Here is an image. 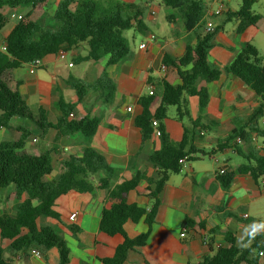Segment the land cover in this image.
<instances>
[{
    "label": "crops",
    "instance_id": "0c3cea01",
    "mask_svg": "<svg viewBox=\"0 0 264 264\" xmlns=\"http://www.w3.org/2000/svg\"><path fill=\"white\" fill-rule=\"evenodd\" d=\"M57 1L52 3L54 6L52 4V7L50 6L52 8L50 18ZM120 1L141 5L136 3L138 0ZM144 2L145 5L149 3L147 14L144 13L143 17L147 30L144 34H139V38L135 35L138 33L132 31L129 45L131 55L118 64L105 68V58L95 62L77 63L76 58L86 53L85 47L80 46L64 52L62 58L59 54H55L41 60V66L38 69H48L50 66L53 71L50 78H40L35 75L36 71L30 74L28 68L26 75H22L18 69L24 65L13 71V81L9 83V87L12 90H18L33 112L42 108L50 123H56L60 115L56 107L58 97H62L67 103L75 104L73 118L89 116L100 121L97 132L90 141L79 135L55 141L54 131L49 130L42 134L30 122L21 119H14L9 128L0 129V143L18 140L20 133L17 129L20 127L30 132L26 140L28 149L37 153H50L53 172L48 176V181L59 174L61 164L66 157H78L85 147H91L105 155L109 165L118 171L112 186L122 179H130L140 173L143 178L139 181L137 189L143 191L153 187L158 168L148 162V157L159 150L161 144L157 135L153 134L139 147L140 132L134 125V118L142 110L138 101L142 96L153 91V87L148 85L150 78L155 83L161 79L171 84L179 83L175 71L162 69L163 56L167 55L173 59L181 58L186 45L195 43L196 35L203 34L205 24L209 21L213 23V21L207 16L200 30L186 32L179 18L167 20L172 13L169 9L166 20L171 34L162 35L159 33L161 24L157 20L155 6L150 3V0ZM223 6V13L216 16L222 23L225 21L227 11H236H232L224 4ZM152 9L156 11L155 16L150 14ZM27 12L28 9L20 7L15 10L6 9L7 15L24 16ZM9 23H12V26L7 29ZM9 23L0 31V52L17 20L10 18ZM236 26L235 21L236 35L231 37L222 33V29L215 34L213 48L208 55V62L213 68L223 69L233 61L246 44L253 45L260 55L261 48L252 31L257 32L256 26L248 28L243 34L236 33ZM152 27L157 28L158 32H154ZM214 27L219 26L214 25ZM150 36L154 38L150 40ZM143 43L146 46L140 49ZM262 59L264 60V57ZM70 64L72 65L69 66ZM104 69L116 87L110 102H103L101 99V86H106ZM73 79L87 84L98 83V81L102 83L101 86L98 84V88L89 89L84 98L77 102L76 94L69 86V82ZM202 85L204 84L198 82L197 87ZM205 87L209 94L206 107H200L197 96L185 94L178 108L175 106L168 108L164 127L171 141L178 143L182 139L184 128L192 129L193 125L197 124L198 126L193 129V145L207 153L217 148L218 143L226 139L232 131L247 125L246 122L253 109L259 105L260 99L231 75L223 74L217 81L210 82ZM159 102L160 96L157 94L151 106L152 112L155 111ZM128 108L130 111L127 110ZM171 110H175V113H171ZM224 126H227V129L221 138L219 133ZM257 127L262 134L251 132L249 142L233 141L242 153L250 148L256 149V145L264 140V115L257 120ZM200 132L203 134L201 135ZM229 154L239 157L241 161L233 163L227 156ZM241 163L242 158L235 149L227 148L223 152H216L211 157L206 156L193 162H186L179 173L169 174L160 193V205L146 245L129 250L123 264H199L202 258L213 255L217 251L216 243H225L226 231L238 239H244L246 231H250L254 221L264 220V177L256 183L250 176L235 175L228 189H223L216 180L221 168H226L228 172H235ZM1 193L6 194L4 197L0 196V216L13 213L16 205L13 189L10 187L0 190ZM94 194L97 201L106 202V191L98 190ZM90 199L88 195L78 193L59 197L55 201V211L59 215V220L48 217L37 219L38 226L51 227L65 241L71 255L68 264H103L102 260L112 258L117 247L123 242V237L119 234L109 237L101 233L99 219L82 210L81 206ZM37 203L34 202V205ZM72 214H76L74 220L69 219ZM244 215L247 217L244 218ZM185 219L190 220L193 226L184 237H181ZM146 230L147 226L143 218L135 224L127 222L124 225V231L129 238H135ZM205 238L207 241L204 244ZM252 242H256L260 247L264 246V235L256 236ZM4 245L6 246L7 242H4ZM258 251L256 250L253 256L257 257L260 264H264V255L257 256ZM5 257L10 259L12 264L59 263V253L56 248L48 250L33 248L16 256L7 252Z\"/></svg>",
    "mask_w": 264,
    "mask_h": 264
},
{
    "label": "trees",
    "instance_id": "16d2710c",
    "mask_svg": "<svg viewBox=\"0 0 264 264\" xmlns=\"http://www.w3.org/2000/svg\"><path fill=\"white\" fill-rule=\"evenodd\" d=\"M103 1V2H102ZM58 0L51 15L52 27L44 26L31 19L32 13L41 9L48 12L55 0H0V31L10 22L6 9L26 8L28 12L12 28L5 39V51L0 52V125L9 128L14 119L30 122L42 134L51 130L55 132V141L72 135H79L90 141L96 134L99 120L89 116L70 118L75 104L67 103L58 97L56 107L60 112L56 123H50L42 108L33 112L18 90H12L9 83L13 81V71L33 60H43L47 56L68 52L80 46L85 47V55L76 58L77 63L106 59L105 68L118 64L131 55L127 31L144 34L147 30L143 17L144 7L135 3L120 0ZM257 0H240L239 8L225 13V21L237 22L236 33L243 34L248 28L255 27L262 17L252 7ZM165 7L172 11L168 21L179 18L186 32L200 30L204 24L206 7L202 0H162ZM221 30L196 35L193 44H187L184 54L179 59L167 55L162 64L175 71L178 84H171L165 79L154 82L148 79L153 87L152 94L142 96L138 105L142 107L134 118V125L140 132L139 147L156 132L161 147L148 157V162L158 168L153 187L139 191L138 183L143 175L138 173L130 179H122L112 186L118 171L112 168L105 155L91 147H85L81 154L66 157L59 174L47 180L53 172L50 153H37L26 147L30 132L18 128L20 137L15 141L0 143V190L13 189L16 205L13 213L0 216V264H12L5 254L16 256L33 248L48 250L56 248L59 253L58 264H68L70 252L65 241L51 227H40L37 219L48 217L59 220L55 211L57 198L70 193L84 194L91 199L81 206L82 210L99 219V231L109 237L119 234L123 237L112 258L103 259V264H123L127 252L146 245L150 228L155 222L160 205V193L169 174L179 173L182 169L179 160L193 162L200 158L211 157L216 152L234 148L242 158V163L235 172L218 173L217 182L223 189H228L235 175L250 176L256 183L264 177V150L250 148L241 152L235 144V138L241 142H249L250 133L262 134L257 127V120L264 115V60L257 49L246 44L233 61L223 69L213 68L208 62V55L213 48V38ZM231 75L243 83L260 99L259 105L253 109L246 126L232 131L226 139L220 141L213 151L205 152L194 145V131L184 128L180 142L171 141L164 127L169 107H179L182 97L187 94L199 98L200 107L207 106L210 82L217 81L221 75ZM106 86L98 83L87 84L79 80H71L69 86L74 90L77 102H80L91 88L102 89L101 99L110 102L116 87L103 71ZM198 82L202 86L197 87ZM109 91L111 92L109 94ZM159 94L160 102L155 111L151 106ZM179 110V109H178ZM180 115V112H179ZM178 115V119H179ZM153 120L156 125H153ZM204 129V127H201ZM97 176V179H96ZM106 191V202L95 198V191ZM131 199L129 200V197ZM24 197V199H22ZM34 202H38L34 205ZM147 230L129 238L124 225L127 222L137 223L141 219ZM184 225L192 227L193 223L185 219ZM202 226L201 224L199 225ZM75 232V231H74ZM225 246L217 249L210 256L201 259L199 264H260L253 254L258 251L259 257L264 255V246L252 242L247 248L242 247L244 239H238L229 231L224 233ZM7 242V245H4ZM259 252L262 255H259Z\"/></svg>",
    "mask_w": 264,
    "mask_h": 264
},
{
    "label": "rangeland",
    "instance_id": "374dc122",
    "mask_svg": "<svg viewBox=\"0 0 264 264\" xmlns=\"http://www.w3.org/2000/svg\"><path fill=\"white\" fill-rule=\"evenodd\" d=\"M98 1H102V0H98ZM145 0H138L136 1V3H140L141 5L144 6L145 9V15L147 14V7L149 5V3H147L145 5ZM151 4H153L155 6V9L157 11V20L159 21V23L161 24V30L159 31L160 34L162 35H170L171 34V30L169 28V24L166 20V16L168 14V8L164 6L162 0H150ZM205 7H206V14L205 17H209V19H211L214 23L215 26H219L221 27V32L226 34L227 36L231 37V35H236L235 34V21H230V22H226V23H222L220 21V19L216 16L213 17V12L216 8H218V6L220 4H224L227 7H229L232 11L233 10H237L240 6V0H202ZM103 2V1H102ZM52 6H54V4H52ZM51 6V7H52ZM49 8V11L47 13H44L43 10L41 9H37L35 10L32 15L31 18L35 21H37L38 23L44 24V26H48V27H52V20L50 18V13L52 11V8ZM252 10L256 13L259 14L262 19L259 22L258 25H256V30H252L253 34L255 35L256 38V42L258 44V46H260V56L264 57V0H257L256 3L253 5ZM13 23V22H12ZM12 23H9V25L7 26V29H9L12 26ZM152 30L154 32H158L157 28L152 27ZM255 31V32H254ZM133 32L132 31H127L124 33V35L126 36V38L128 39V44L130 45L131 43V34ZM137 38L140 37L139 34H135ZM0 43H1V38H0ZM103 59V58H102ZM28 66L24 65L22 68L18 69L19 73L22 75H26V71H27ZM52 69L49 66V68H41V69H37L35 72V75H37L40 78H50L52 76ZM171 113H175V110H171ZM202 124V123H200ZM227 126L221 127L222 132L219 133V136H223L224 131H226ZM223 138V137H221ZM260 142V141H259ZM231 158L233 163H238L241 161V159L237 156H233L232 154L227 155ZM97 179V176H96ZM6 193H1L0 196L4 197Z\"/></svg>",
    "mask_w": 264,
    "mask_h": 264
},
{
    "label": "built area",
    "instance_id": "2783aa9c",
    "mask_svg": "<svg viewBox=\"0 0 264 264\" xmlns=\"http://www.w3.org/2000/svg\"><path fill=\"white\" fill-rule=\"evenodd\" d=\"M223 11H224V6H223V4H220V5L218 6V8H216V9L214 10V12H213V16H219V15H221V14L223 13ZM150 14H151L152 16H155V15H156V11H155L154 9H152L151 12H150ZM9 18H11V19H16V20H20V19L22 18V16H20V15H15V14H10V15H9ZM214 29H215V27H214L213 23H212L211 21H209V22H207V23L205 24L204 32H206V33H211V32L214 31ZM153 38H154L153 36H150L149 39L152 40ZM145 46H146V44L143 43L142 45H140V49H143ZM1 51H5V45L1 48ZM58 54H59V57H60V58H62V57L64 56V52H62V51L59 52ZM26 65L28 66V72H29L30 74H33V73H34V72H35V71L41 66V60L36 59V60H33V61L29 62V63L26 64ZM71 65H72V64H70L69 66H71ZM162 69L165 70L166 67L163 66ZM151 94H152V92L150 91V92H149V95H151ZM127 110L130 111V108H128ZM69 117L72 118V117H73V114H70ZM152 122H153V125L155 126V125H156V121L153 120ZM1 128H2V126L0 125V129H1ZM200 134L202 135L203 133L200 132ZM156 135H159V133L156 132ZM235 140H236V142L241 141V140L239 139V137H236ZM33 141L35 142V140H33ZM256 149H257V150H261V151L264 150V140L261 141V143H259L258 145H256ZM179 163H180L181 166L183 167V166H185V164H186V160H185V159H181V160H179ZM225 171H226V168H221V169L219 170L218 173L222 174V173H224ZM75 216H76V214H72V215H70L69 219H70V220H74V219H75ZM246 217H247V215H244V218H246ZM189 230H190V227H188L187 225H183L180 236H181V237H184L185 234H186ZM206 241H207V240H206V238H205V239L203 240V243L205 244ZM225 245H226L225 243H216L215 247H216V249H219V248H221V247H224ZM33 253L38 254L37 252H34V251H33ZM259 255H262V253L259 252Z\"/></svg>",
    "mask_w": 264,
    "mask_h": 264
},
{
    "label": "clouds",
    "instance_id": "9594fccd",
    "mask_svg": "<svg viewBox=\"0 0 264 264\" xmlns=\"http://www.w3.org/2000/svg\"><path fill=\"white\" fill-rule=\"evenodd\" d=\"M258 235H264V220L254 221L251 225L250 231H246L244 235V243L242 247H249L252 241Z\"/></svg>",
    "mask_w": 264,
    "mask_h": 264
}]
</instances>
